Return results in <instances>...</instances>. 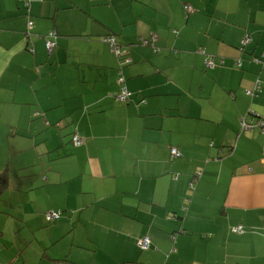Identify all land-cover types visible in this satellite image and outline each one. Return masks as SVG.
Listing matches in <instances>:
<instances>
[{
    "label": "crops",
    "instance_id": "0c3cea01",
    "mask_svg": "<svg viewBox=\"0 0 264 264\" xmlns=\"http://www.w3.org/2000/svg\"><path fill=\"white\" fill-rule=\"evenodd\" d=\"M252 119L264 0H0V264H264Z\"/></svg>",
    "mask_w": 264,
    "mask_h": 264
},
{
    "label": "built area",
    "instance_id": "2783aa9c",
    "mask_svg": "<svg viewBox=\"0 0 264 264\" xmlns=\"http://www.w3.org/2000/svg\"><path fill=\"white\" fill-rule=\"evenodd\" d=\"M23 1L27 6L30 5L31 1L32 0H21ZM186 11H189L191 12V8L189 7H186ZM57 39V31L53 30L51 31L48 36H47V39H46V47H47V50L49 51V53H52L53 49L55 48V40ZM152 39H140V42L143 46H152V47H155V44L154 42L156 41L155 37H153V40L151 41ZM251 38L248 37L245 41H244V45H247L251 42ZM120 49V48H119ZM121 50V49H120ZM120 50L117 49V52L120 53ZM122 55V62H121V65H125L127 63L130 62V60H126L124 54H121ZM205 55V54H204ZM221 63H223V60L220 61ZM206 67L207 68H212L214 69L217 65H216V62L214 61L213 58H210L209 60L206 61L205 63ZM236 65L238 67H241V61L239 60L238 62H236ZM124 79L120 78L119 79V83H123ZM257 91V90H256ZM130 98V93L127 92V89L125 87H123L121 89V92L120 94L118 95V100L121 102V103H128L129 102V99ZM244 128L245 129H250V128H253V127H257L259 130H261V132L264 133V119H259V120H248V121H244ZM73 142L76 146H81L82 143H83V140L81 139V137L75 135L73 137ZM171 154L174 156V157H180V152L177 150V149H172L171 150ZM194 183L195 181L192 182V187L194 186ZM61 216V213L60 212H49L47 214V218L49 220H57L59 219ZM237 232L241 233L242 230L241 229H237ZM150 244H151V241L148 237H144L142 239H140L138 241V246L143 249V250H147L149 247H150Z\"/></svg>",
    "mask_w": 264,
    "mask_h": 264
},
{
    "label": "trees",
    "instance_id": "16d2710c",
    "mask_svg": "<svg viewBox=\"0 0 264 264\" xmlns=\"http://www.w3.org/2000/svg\"><path fill=\"white\" fill-rule=\"evenodd\" d=\"M250 37V36H249ZM252 40H251V42L249 43V44H251L252 42H253V37H250ZM138 42V41H137ZM138 44H141V42H138ZM249 44H247V45H244V43H243V47H241L240 48V50L242 51H244L245 52V49H246V47L249 45ZM119 45H121L120 43H119ZM73 137H74V135H73ZM73 137L71 138V141H72V143L74 144V142H73ZM83 144V143H82ZM75 145V144H74ZM76 146V145H75ZM78 147V146H77ZM5 178H6V173H5V170H1L0 171V198H1V195H2V193H3V190L5 189V186H6V182H5ZM2 212V211H1ZM0 212V213H1ZM51 212H60L61 213V216H60V218L62 217V212L61 211H51ZM47 214H48V212L47 213H45V217H46V220H47V224L48 225H52V224H54L57 220H59V219H57V220H49L48 218H47ZM181 232H183L182 230H180ZM149 238V237H148ZM150 239V238H149ZM150 241H151V239H150ZM150 246H151V244H150ZM150 248V247H149ZM148 248V249H149ZM61 262H66L65 260H63V261H61Z\"/></svg>",
    "mask_w": 264,
    "mask_h": 264
},
{
    "label": "rangeland",
    "instance_id": "374dc122",
    "mask_svg": "<svg viewBox=\"0 0 264 264\" xmlns=\"http://www.w3.org/2000/svg\"><path fill=\"white\" fill-rule=\"evenodd\" d=\"M72 200V198H69L68 203H70ZM62 202H66L65 198H62ZM23 206V205H22ZM23 210L24 212L26 211L25 207L23 206ZM23 212V211H22ZM14 233L18 236V237H22V232H21V227H18L16 230H13Z\"/></svg>",
    "mask_w": 264,
    "mask_h": 264
}]
</instances>
